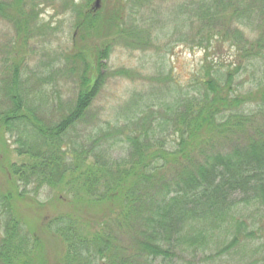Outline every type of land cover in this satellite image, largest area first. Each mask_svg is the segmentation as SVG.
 <instances>
[{"label": "trees", "instance_id": "trees-1", "mask_svg": "<svg viewBox=\"0 0 264 264\" xmlns=\"http://www.w3.org/2000/svg\"><path fill=\"white\" fill-rule=\"evenodd\" d=\"M129 2L118 0L105 17L88 0H70L63 9L75 16L76 40L75 51L59 53L65 69L24 75L25 44L34 32L46 34L39 6L56 0H0V18L16 31L1 49L7 76L0 77V142L8 151L4 137H12L21 158L1 165V264H43L39 229L63 242L59 264H192L180 257L228 253L243 235H254L242 231L245 222L235 214L242 204L264 207V0L184 1L186 36L194 30L188 37L205 52L216 57L229 48L241 61L205 60L192 83L167 86L162 100L149 102L142 115L127 112L116 126L92 116L108 78H135L126 67L108 71L113 39L145 50L155 38L154 26L145 33L134 22L127 26L118 10ZM31 18L41 33L29 28ZM100 28L103 41L88 46L85 38ZM242 61L257 69L246 64L251 86L243 91L234 85ZM58 72L74 79L75 95L47 119L42 103L55 94L44 84ZM44 188L52 194L44 203L56 200L67 210L35 222L22 218L19 202L45 207L33 198Z\"/></svg>", "mask_w": 264, "mask_h": 264}, {"label": "rangeland", "instance_id": "rangeland-1", "mask_svg": "<svg viewBox=\"0 0 264 264\" xmlns=\"http://www.w3.org/2000/svg\"><path fill=\"white\" fill-rule=\"evenodd\" d=\"M26 1L27 4L30 1L33 4L35 0ZM96 1L88 0L89 6L93 8ZM124 1L127 4L129 0ZM146 1H142L141 4L139 0H132V2L128 3L126 10L119 9L118 13L124 14L127 26H131L132 22H134L139 26V30H146L141 33L147 32L148 28L154 26V30L152 29L155 35L154 45L145 50L139 47L128 48L123 45V39H119V35L115 37L113 43L116 45L113 46L106 60L107 69L110 72L111 70L126 67L135 72V78L128 79L121 76L108 78L92 106L94 114L92 116L97 117L100 115L105 120H111L116 126L125 124V114L127 112L130 113L135 108H138L142 110L140 111L142 115L147 110L149 102L162 100L164 93L168 90L167 86L178 87L192 83L193 78L201 70L205 60L208 63H212V65L213 63L215 65V63L226 64L232 62L234 66L233 62L235 63L239 58H235V52L229 48H224L214 57L211 50L205 52L206 49L199 45L198 41L188 37H193L194 30L186 36V27H183L185 16L183 15L182 17V12L186 8L183 2L189 0ZM74 2L86 4L87 0H74ZM115 2L118 3V0H99L100 6L98 9H102L103 16H110ZM68 4H70V0H56L55 6H39V10L42 12L40 15L41 21L46 25H50L53 30L44 24L43 32H46L45 37L43 35L39 36L36 32L32 33L31 36L35 38L29 39L28 43L25 44L24 60L20 69L24 75H28L32 71L39 73V70H43L46 74L56 69H65V65L68 63L59 57V53H69L71 49L74 50V41L76 40L73 27L75 16L70 11H64L65 9H63ZM155 7L158 8L157 12ZM30 8L31 10L33 9L32 5ZM26 10L30 11L28 8ZM185 15L187 16L188 13L186 12ZM2 18H0V77L2 75L4 79L7 76L3 63L5 52L1 51V49L6 44L7 37H14L16 31L12 23ZM41 21L40 24H43ZM38 27L36 21L31 18L29 28L32 30L36 29L37 32L41 33ZM105 35L106 32H104L103 28H100L98 32L94 31L93 35L87 36L85 42L88 43V46L90 43V45H98L103 41L102 39ZM40 39H44V41ZM78 39L79 42L81 41L84 44L80 37ZM217 58L219 61H217ZM239 61H241L240 58ZM50 63L52 64L49 66L48 64ZM246 64L249 65L247 68L249 72L257 70L250 68L251 65L249 63L241 62V71L236 73L234 85L236 84V87L242 91L251 86L250 82L245 83L248 81V76L244 72ZM72 74L76 78L75 74ZM169 78H171V82ZM244 78L246 79L245 82ZM240 82H242V85H240ZM44 88L49 93H54L55 96L50 94L45 96L48 101L45 99L42 103L43 114L47 119H56L55 107L58 102L61 101L62 104H65L74 97L76 90L75 81L70 75L58 72L54 82L45 83ZM38 104L41 103L38 102ZM92 116L89 117L90 122L88 123L90 124L94 123V117ZM117 118L119 119L117 120ZM80 128V130H83L84 125ZM4 139L9 144V148L7 149L8 151H4V143L2 144L0 139V181L3 180L2 175L4 174L1 169L3 162L12 163L21 160L12 149V144L16 146L14 139L6 134ZM50 197H52L51 191L48 188H44L36 198H33L44 203ZM44 204L45 207L41 209L31 206L29 203L19 202L22 218H29L32 222H35L39 216L41 218L53 216L60 211L65 212L67 210L64 205H60L56 200L53 203ZM235 216L238 220L245 222L242 231L247 233L254 232V235H247L248 238L243 235V241L233 247L228 253L218 255L214 252L212 255V253L207 251L203 255L181 256L180 259L186 262H193L192 264H264V207L261 203L242 204L236 208ZM37 223L39 224V221L35 224ZM1 224L0 236L2 235ZM25 227L28 228L26 224ZM246 232L244 233L246 234ZM37 233L43 243V264H59L58 258L65 248L63 242L44 229H39ZM175 260L177 261V259Z\"/></svg>", "mask_w": 264, "mask_h": 264}, {"label": "water", "instance_id": "water-1", "mask_svg": "<svg viewBox=\"0 0 264 264\" xmlns=\"http://www.w3.org/2000/svg\"><path fill=\"white\" fill-rule=\"evenodd\" d=\"M99 6H100V5H99V0H97L96 3H95V5H94V7H95V8H98Z\"/></svg>", "mask_w": 264, "mask_h": 264}]
</instances>
